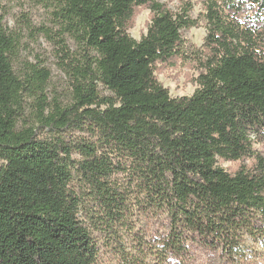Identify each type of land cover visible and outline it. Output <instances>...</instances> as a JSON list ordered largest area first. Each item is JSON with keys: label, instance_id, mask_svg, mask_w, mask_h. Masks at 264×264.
<instances>
[{"label": "trees", "instance_id": "16d2710c", "mask_svg": "<svg viewBox=\"0 0 264 264\" xmlns=\"http://www.w3.org/2000/svg\"><path fill=\"white\" fill-rule=\"evenodd\" d=\"M37 1L89 53L71 103L48 102L50 72L14 68L0 0V264H96L98 234L114 244L124 232L136 242L133 255L113 246L125 264L264 249V0H206L199 18L189 1ZM141 8L151 20L137 40ZM202 18L198 87L172 97L157 65L182 57ZM74 131L89 137L68 142Z\"/></svg>", "mask_w": 264, "mask_h": 264}, {"label": "rangeland", "instance_id": "374dc122", "mask_svg": "<svg viewBox=\"0 0 264 264\" xmlns=\"http://www.w3.org/2000/svg\"><path fill=\"white\" fill-rule=\"evenodd\" d=\"M174 10L185 2H191L193 8L191 16L199 18L204 11L206 0H160ZM5 25L18 39L19 47L14 60L17 73L29 65H37L50 72L45 94L48 102H59L68 105L72 101L74 83V65H78L88 50L68 33H63L54 12V8L37 0H2ZM151 20V11L141 8L129 28L130 34L140 40L147 33ZM200 25L183 32L182 57L175 58L168 63H159L156 75L160 82L169 89L172 97L190 96L198 87L197 78L201 73L198 59L199 50L203 49L204 39L207 34L206 22L202 18ZM29 104H34V99H29ZM33 110V106H30ZM80 136L89 137L88 134L74 131L66 137L68 142ZM255 148L264 154V140L255 143ZM248 163V162H247ZM3 162L0 161V168ZM222 165L234 170L239 162H222ZM156 223L149 224V233L158 230ZM97 240L99 258L96 264H125L121 256L115 252L113 246H123L127 252L134 251L136 242L130 234L124 232L114 244L99 235ZM154 238L156 234L153 235ZM113 244V245H112ZM250 254L247 258L234 260H221L219 256L211 254L200 246H195L185 260L168 259L165 264H264V249L257 243L249 244ZM131 262V261H130ZM155 264L156 260L148 261Z\"/></svg>", "mask_w": 264, "mask_h": 264}]
</instances>
